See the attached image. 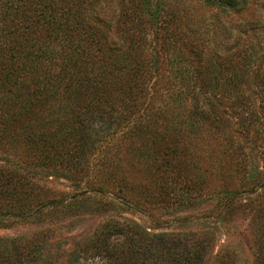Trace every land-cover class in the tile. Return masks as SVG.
<instances>
[{"label":"trees","instance_id":"trees-1","mask_svg":"<svg viewBox=\"0 0 264 264\" xmlns=\"http://www.w3.org/2000/svg\"><path fill=\"white\" fill-rule=\"evenodd\" d=\"M262 1L0 0V224L63 205L41 174L80 184L95 148L96 170L122 197L135 191L138 203H154L158 190V202L193 206L208 181L204 164L248 156L236 134L264 136V18L246 19ZM244 15L240 28L226 24ZM126 145L151 170L150 184L129 180ZM109 225L65 264L89 253L107 264L205 262L195 233ZM37 233L0 238V264H63L48 232ZM256 248L264 264V239ZM217 259L236 262L228 251Z\"/></svg>","mask_w":264,"mask_h":264},{"label":"rangeland","instance_id":"rangeland-1","mask_svg":"<svg viewBox=\"0 0 264 264\" xmlns=\"http://www.w3.org/2000/svg\"><path fill=\"white\" fill-rule=\"evenodd\" d=\"M117 12L115 1L108 6V11ZM200 12L211 14L207 9L201 8ZM254 12L246 19L264 18V2L256 5ZM241 16L226 18V24L240 25L245 19ZM244 24V22H242ZM264 129V126H260ZM248 156H229L224 158L221 168L215 169L202 166L201 173L208 177L201 197L191 207L177 206L158 202L159 191H155L156 202L134 200L132 192L120 193L117 188L99 175L98 161L100 148L92 150L89 155L91 170L80 184L52 174L42 173L48 193L51 198L62 202L63 205L49 207L42 216L25 218L0 224V238L12 239L20 236H34L39 231H45L47 245L53 248L52 259L57 258L65 264L75 250H82L85 245H90V239L95 237L106 227L111 229L112 219L138 223L141 227L149 229L152 233H195L206 245V258L204 264H219L217 255L227 251L236 260L235 264H256V242L264 239V136L257 133L251 137L237 136ZM110 143H114L112 141ZM110 143L104 144L106 148ZM116 144L117 141H116ZM125 146L120 150V158L124 159V168L129 173L130 181L140 183L139 179L148 182L153 176L146 163L141 166L137 157H134ZM103 150V149H101ZM117 154L115 148L112 150ZM233 151V150H230ZM19 152H23L22 149ZM13 157L17 161V157ZM4 159V158H3ZM117 159V157H116ZM3 162V161H0ZM205 162V161H202ZM98 165V167H97ZM223 175H221V171ZM153 172V170H152ZM200 173V172H199ZM177 180L180 178L175 176ZM181 183L180 181H178ZM174 185V184H173ZM156 185H149L157 189ZM100 187V188H99ZM100 192H96V191ZM123 198V199H122ZM136 199V198H135ZM125 200V202L123 201ZM112 202L105 208L100 204ZM125 203V204H124ZM45 235V234H44ZM118 238L112 237L110 242L113 247ZM57 245L61 246V254L57 255ZM57 246V247H56ZM115 248V247H114ZM82 264V263H81ZM83 264H107L106 260L98 254H88Z\"/></svg>","mask_w":264,"mask_h":264}]
</instances>
